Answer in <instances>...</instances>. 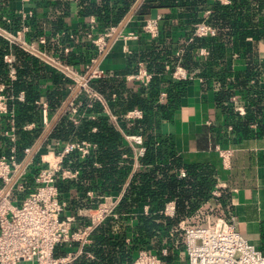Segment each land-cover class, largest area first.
I'll return each mask as SVG.
<instances>
[{
	"label": "trees",
	"instance_id": "trees-1",
	"mask_svg": "<svg viewBox=\"0 0 264 264\" xmlns=\"http://www.w3.org/2000/svg\"><path fill=\"white\" fill-rule=\"evenodd\" d=\"M48 5L61 12L53 24L67 34L62 18L70 14V5L67 2H48ZM136 5L137 16H148L151 11L163 8L190 12L193 25L206 23L216 30V34L193 38L178 49L179 46L173 48L168 45L159 30V36L151 41L150 49L130 56L124 70L90 82L91 87L105 98L109 110L120 117L122 131L141 136L144 152L137 159V147L127 142L114 124L102 115V107L96 102L91 109L82 108L86 115L95 114L94 119L85 117L78 126H74L66 115H62L48 134V138L55 141H87L96 145L84 159L73 153L65 162L71 169L79 171L76 180L57 182L62 196L70 195L72 190L77 193V199L70 202L69 212L96 205V199L90 200L86 196L88 190L94 196L122 194L114 210L118 217H107L94 230L91 244L85 248V252L93 258L83 255L72 264H128L140 250L156 253L163 264L179 263L176 255L181 246L175 238L180 233L178 225L194 216L203 204L211 200L217 171L214 165L208 163L186 162L176 151L173 137L161 131L162 123L172 117L189 84V81L172 79L166 67L172 70L181 66L189 74L199 73L200 70L205 77L222 76L226 74L225 70H217L218 65L214 61L225 57L227 47L232 44L242 49L248 36L264 39V0L244 3L233 0L231 6L209 5L207 0H78L77 13L85 22L94 19L93 26L82 23V30L97 36L94 30L99 35L117 27ZM207 10L209 14H205ZM63 42H69L66 36ZM202 48L208 51L209 58L205 63L196 59L197 52ZM85 49L95 54L93 45L85 44ZM55 51H58L56 56L69 65L74 66L80 60L71 51L64 54V48ZM6 54L13 57L11 64L4 62ZM139 62L151 74V81L147 87L134 89L127 86L125 77L137 71ZM11 67L16 72V79L12 82L8 79ZM256 71L255 66L249 63L245 70L236 72L235 86L246 89L247 93L253 91L257 97L261 94L259 87L248 88L249 81L257 76ZM41 80L48 81L49 86L44 88ZM0 84L7 86L6 94L17 96L19 92L24 93L23 102L14 99L9 103V108L14 111L16 158L21 161L23 149L31 145L40 129V106L35 101L44 93L48 110L54 113L65 97L69 81L0 38ZM161 92L167 95L165 103L158 102ZM226 97L222 92L217 99L224 101ZM258 102L257 97L253 104L258 105ZM133 109L141 110L142 118L129 123L123 116ZM30 122L37 127L33 132L23 129ZM6 124L7 118H1L0 127ZM182 170L185 172L183 177L180 176ZM169 202L174 203L173 217L163 213ZM143 205H148V212L135 214V210ZM162 249L169 254L161 256ZM66 252L67 248L60 246L55 249L54 255Z\"/></svg>",
	"mask_w": 264,
	"mask_h": 264
},
{
	"label": "built area",
	"instance_id": "built-area-1",
	"mask_svg": "<svg viewBox=\"0 0 264 264\" xmlns=\"http://www.w3.org/2000/svg\"><path fill=\"white\" fill-rule=\"evenodd\" d=\"M18 2L19 7L14 11V20L19 28L16 32H12L0 25V38L60 74L63 79L69 81L67 89L70 92L77 90L76 95L65 104L63 111V115H66L74 126H78L81 119L85 117L90 119L96 117L93 113L86 115L82 110L84 106L85 109H91L96 102L102 107V115L114 124L127 142L137 147L135 159L142 156L144 148L141 136L126 134L122 131L120 117L109 110L105 98L91 87L90 82L107 76L98 62L106 55L107 41L111 37L114 36L124 42L137 41L143 36L154 40L159 36L161 17L157 15L142 18L139 33L132 30L117 33L114 27L97 36L88 34L87 38L93 45L95 54L83 70L79 71L74 66L63 62L58 56L47 53L42 48L45 45L42 37L32 41L25 37L28 32L26 21L31 19L33 14L31 0H18ZM232 3L233 0H208L209 5L231 6ZM209 13V10L205 11V14ZM5 20L8 26L14 25V20ZM215 34L216 30L210 25L202 22L195 23L189 42L193 38H207ZM64 52L68 53V48H65ZM207 55L208 51L202 48L197 52L196 58L200 59ZM3 59L7 64L12 62L10 54H6ZM137 67L135 73L125 77L126 82L137 88L147 87L151 81V74L147 72L142 62H139ZM166 70L170 71L171 78L174 80L192 79V76L181 66H176L172 70L167 66ZM8 79L10 82L16 79L13 67L9 70ZM6 88L5 84H0V119L7 118V124L0 127V140L3 138L9 146L8 153H0V264H72L83 255L93 258L90 253L85 252V248L91 244L94 230L107 217L111 216L114 219L118 217L114 210L118 207L122 194L109 193L94 196L92 192H87L86 195L90 200H97L96 205L79 208L74 213L69 212L71 201L68 196L61 195L57 182L59 180L74 181L79 171L71 169L65 162L73 153L78 154L80 159H84L96 148V145L87 141H55L47 151L38 154V158L34 161L31 160V155L35 146L30 145L23 149V159L18 161L15 148L14 111L9 108V103L14 99L23 102L24 93L19 92L17 96H12L6 94ZM164 97L165 94L160 95V99ZM40 105L42 106L41 134H46L50 132L51 123L47 118L45 103ZM123 117L130 123L141 119L142 112L139 109L130 110ZM32 128L33 125L23 127L24 130ZM217 153L223 161V167L226 168L229 152L217 148ZM31 166L34 168L33 189L28 191L21 204L17 206L10 200V192L15 185L13 179L24 176L27 167ZM184 175V172L180 171V176ZM17 188L23 191L28 189L24 185H19ZM213 195L218 196V193L214 191ZM144 213H147L146 208ZM163 213L166 216L173 215L172 203L166 206ZM177 230L183 237L184 245V259L178 264H264L262 252L235 230L232 218L226 220L217 216L207 218L201 224H192L184 220L180 222ZM60 246L66 247L67 252L55 256V249ZM167 254L166 249L160 252L161 256H167ZM128 264H163V262L156 253L140 250Z\"/></svg>",
	"mask_w": 264,
	"mask_h": 264
},
{
	"label": "crops",
	"instance_id": "crops-1",
	"mask_svg": "<svg viewBox=\"0 0 264 264\" xmlns=\"http://www.w3.org/2000/svg\"><path fill=\"white\" fill-rule=\"evenodd\" d=\"M239 1L244 3L249 0ZM48 2H67L70 5V14L62 18L67 27V34L62 29L55 28L53 23L61 16V12L51 8ZM77 2L78 0H31L33 14L32 18L26 21L28 32L25 37L29 41L42 37L45 40L42 48L49 54L57 55L56 49L68 48L76 58L80 57L79 62L72 61H76L74 67L82 71L93 55L85 49V44H92L87 38L90 33L82 30V23L93 26L95 21L90 18L85 22L79 17ZM18 7V0H0V25L12 32H16L19 28L14 20V11ZM136 8L137 5L115 27L117 33L129 30L139 33L142 18L159 15L161 17L159 23L161 38H165L168 45L171 44L173 48L179 46L178 49H180L190 43L193 28V23H191L193 18L190 12L163 8L151 11L148 16H137ZM5 19L14 20V25L8 26ZM94 32L98 35V32L95 30ZM65 36L69 40L68 43L63 42ZM151 41L143 36L137 41L124 42L113 36L107 41V53L99 60L98 65L106 72V77H111L125 69L130 56L150 49ZM64 54L68 53L64 52ZM208 58L207 55L196 59L205 63ZM214 62L218 65L216 69L225 70L227 75L205 77L199 70V73L190 74L192 79L181 80L189 81L185 95L180 99L172 117L162 123L161 131L173 137L176 151L186 162L208 163L216 167V180L211 192V200L203 204L194 216L185 220L192 224H201L207 218L217 216L226 220L232 218L235 230L264 255V39L259 40L248 36L242 49L240 46L231 44L226 49L225 57L216 58ZM249 63L255 66V71H258H256L257 76L248 83V88L258 86L261 91V94L257 96L258 105L253 104L257 98L253 91L247 93L246 89L235 86L236 72L245 70ZM205 72L208 73V70ZM130 74L132 73L128 75ZM40 84L44 88L49 86L48 81L44 80H41ZM68 85H66L65 97L54 113L49 112L47 102L43 99L44 93L42 98L35 101V104L40 106V126H38L40 129L31 143L35 146L34 151L37 153L33 151L31 155L33 161L38 158V154L47 151L55 142L48 138V134L63 115L65 104L77 93V90L70 92L67 89ZM127 86L137 88L128 82ZM222 92L227 96L224 101L217 99ZM161 94H165L162 99H160ZM166 98V93L161 92L158 102L165 103ZM38 103H45L47 118L51 123L50 132L46 134H41L42 106ZM28 125H33V128L26 131L33 132L37 128L34 122L27 123L23 127ZM8 148V143L1 138L0 153H8ZM217 148L229 152L226 168L223 167V161L217 153ZM33 170V166L27 167L24 176L17 179L14 177L15 185L10 192V200L13 204L20 205L28 191L33 189ZM19 185H24L28 189L19 190L17 188ZM214 191L218 193V196L213 195ZM68 197L72 201L78 196L72 190ZM169 203H172L174 214V203ZM145 208L148 212V205H143L134 213H144ZM167 217H173V215ZM175 238L180 242L181 247L176 256L178 262H181L184 259L183 237L178 233Z\"/></svg>",
	"mask_w": 264,
	"mask_h": 264
},
{
	"label": "water",
	"instance_id": "water-1",
	"mask_svg": "<svg viewBox=\"0 0 264 264\" xmlns=\"http://www.w3.org/2000/svg\"><path fill=\"white\" fill-rule=\"evenodd\" d=\"M124 22H125V21H124ZM124 22H123V23H124ZM122 25H123V24H122Z\"/></svg>",
	"mask_w": 264,
	"mask_h": 264
}]
</instances>
